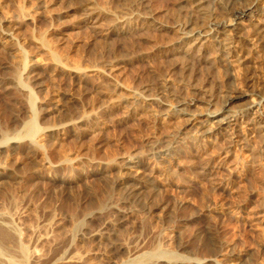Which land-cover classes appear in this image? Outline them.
Wrapping results in <instances>:
<instances>
[{"label":"rangeland","instance_id":"374dc122","mask_svg":"<svg viewBox=\"0 0 264 264\" xmlns=\"http://www.w3.org/2000/svg\"><path fill=\"white\" fill-rule=\"evenodd\" d=\"M233 1L0 0V264L264 263V123L224 108L264 97V0Z\"/></svg>","mask_w":264,"mask_h":264},{"label":"bare ground","instance_id":"6f19581e","mask_svg":"<svg viewBox=\"0 0 264 264\" xmlns=\"http://www.w3.org/2000/svg\"><path fill=\"white\" fill-rule=\"evenodd\" d=\"M235 1V0H234ZM233 1V2H234ZM238 1V0H237ZM256 1H253L252 3H249L248 5H246V6H243V7H238V8H236V9H234L233 11H232V14H231V11H230V14H231V19H229V21H227V23L226 24H224V25H220L218 22H217V19H216V17H213L212 19H210V21H209V23H208V27H207V35H209V34H211V33H213V32H215L216 31V29H218V28H220V27H224V28H226L227 30V32L228 33H233L234 31H236L237 29H239V27H242V26H244L243 24H244V21H247V22H252V21H256V26H258V27H260V25H262L260 22H259V20H257L256 19V16H258L259 15V12H258V10H257V8H255L256 6ZM232 4V3H231ZM261 17V16H260ZM93 21V20H92ZM95 21H96V19H95ZM94 22V21H93ZM92 26L94 25L93 23L91 24ZM97 25V24H96ZM252 26V25H251ZM264 26V25H263ZM94 27H96V26H94ZM255 27V26H254ZM262 27V26H261ZM92 28V27H91ZM93 29V28H92ZM95 29V28H94ZM97 29V28H96ZM97 30H99V29H97ZM260 30H264V29H260ZM95 32V31H94ZM238 32V31H237ZM97 33V32H96ZM98 33H100V31H98ZM198 36H200V37H204V36H202V35H200V33H196ZM263 34V33H262ZM186 35V34H185ZM236 35H237V33H236ZM189 37H191V35L190 36H188L187 38H189ZM251 40V39H250ZM41 41V44H42V46H43V48L45 49V50H47V51H49L50 53H51V57H52V61L56 64V65H58V66H61V67H64L65 68V63L63 64V61L61 62L59 59H58V57L51 51L52 50V47L50 48V45L46 42V41H44V39L43 40H40ZM235 43V42H234ZM232 47V46H231ZM237 51H238V53H241L242 51H243V48L244 47H242V45L239 43V42H236L235 43V45L233 46ZM245 56V55H244ZM246 57V56H245ZM245 59V58H244ZM231 62V61H230ZM232 63V62H231ZM233 66V65H232ZM236 66V65H235ZM235 68V67H234ZM74 69L75 68H67V70H69V71H74ZM77 70V69H76ZM235 70H236V68H235ZM78 71V70H77ZM238 71V70H237ZM71 73H73V72H71ZM74 73H75V71H74ZM237 73V72H236ZM238 90V89H237ZM237 90H235V92H233L232 93V91H231V95L230 96H228L227 97V102H226V104H225V106H224V108L226 109L228 106H229V104L230 103H232V102H237V101H244V100H246L247 101V109L248 110H252L253 111V109H255L254 110V112H255V114L257 115V118L255 119L257 122H261L262 124L264 123V97L263 98H261L259 101H257V99H256V97H255V95L254 94H251V93H246V92H243L242 90L240 91H237ZM237 91V92H236ZM56 108V107H55ZM54 108V110H56ZM224 109V110H225ZM52 110H53V108H52ZM223 113V112H222ZM236 119H235V116L233 115V116H226V117H224L223 119H218V114L217 113H212L211 115H209L208 117H207V121L205 122V125L207 126V128L204 130V131H206V134H211L212 132H214L215 130H217V129H223V126H232V124L234 123V121H235ZM192 121V120H191ZM201 124V123H200ZM202 125V124H201ZM204 125V124H203ZM253 126V125H252ZM233 127H234V124H233ZM38 127L36 126V124H35V120H33L32 119V121L30 122V124H29V126H27V129H26V131H27V134H29L30 136L32 135H34V136H36L37 135V133H38V129H37ZM204 128H205V126H204ZM230 128V127H229ZM31 136V137H32ZM33 136V137H34ZM122 176V178L124 177V178H129V179H135L137 176H138V172H136L135 170H133L132 168H126L125 167V169H124V171H123V173L121 174ZM123 178V179H124ZM70 180V179H69ZM121 180V179H120ZM77 224V223H76ZM79 225V224H78ZM77 226V225H76ZM76 231V230H75ZM74 233V232H73ZM153 254V253H152ZM220 254V253H219ZM78 255V254H77ZM149 255V254H148ZM169 255V254H168ZM172 255V256H171ZM170 255V257H171V259L170 258H167L168 260L170 259V261L173 259L174 260V262H181V263H183L182 261V259H179V257L177 256V255H173V254H171ZM262 255H264V254H262ZM150 256V255H149ZM166 256L167 255H165L164 253H162V251H156V253L154 252V254L152 255V256H150L151 258L153 257V258H156V259H162V258H165L166 259ZM223 256V255H222ZM73 257V256H72ZM75 257V256H74ZM73 257V258H74ZM78 256H76L73 260L75 261V263L76 264H81V262H82V259L83 258H77ZM83 257V256H82ZM150 257H148V259L150 260ZM31 258H32V255H31ZM141 258H143V257H141ZM145 258H147V257H145ZM220 257H218L217 259H211V260H208V263L207 264H221L222 263V260H223V258L224 257H221L220 259H219ZM88 259V258H87ZM164 259V260H165ZM184 259V258H183ZM139 260V259H138ZM144 260V259H143ZM172 260V261H173ZM182 260V261H181ZM224 260H226V259H224ZM140 261H142L141 259H140ZM185 261V260H184ZM262 261H263V259H262ZM128 262V261H127ZM129 262H131L130 260H129ZM142 262H144V261H142ZM151 262V261H150ZM206 262V261H205ZM224 262V261H223ZM141 263V262H140ZM194 264H206V263H204V262H197L196 261V263H195V261L193 262ZM259 263H261V262H259ZM263 263V262H262ZM261 263V264H262ZM135 264H136V262H135ZM167 264H174L173 262H170V263H167ZM190 264V263H189ZM264 264V263H263Z\"/></svg>","mask_w":264,"mask_h":264}]
</instances>
